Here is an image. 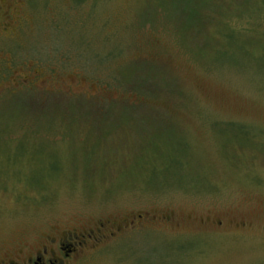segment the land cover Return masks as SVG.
<instances>
[{"label": "rangeland", "instance_id": "1", "mask_svg": "<svg viewBox=\"0 0 264 264\" xmlns=\"http://www.w3.org/2000/svg\"><path fill=\"white\" fill-rule=\"evenodd\" d=\"M20 14L0 36V252L128 220L76 264H264V0Z\"/></svg>", "mask_w": 264, "mask_h": 264}, {"label": "flooded vegetation", "instance_id": "2", "mask_svg": "<svg viewBox=\"0 0 264 264\" xmlns=\"http://www.w3.org/2000/svg\"><path fill=\"white\" fill-rule=\"evenodd\" d=\"M25 4H27V0H0V36H17V30L25 23V19L20 14ZM10 29H12L11 32H9ZM13 37L10 39H14ZM125 221L126 225L123 220L120 224L101 222L95 224L93 229L85 230L82 233L69 232L63 236L55 234L54 237H47V240L37 245L21 242L14 249L0 252V264L79 263L82 260L81 255L86 253V248L91 247L90 249L94 251L108 236H114L116 233L118 235L122 228L129 229L132 227L131 222Z\"/></svg>", "mask_w": 264, "mask_h": 264}]
</instances>
